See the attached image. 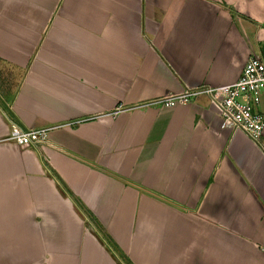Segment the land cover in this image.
<instances>
[{
  "label": "crops",
  "instance_id": "0c3cea01",
  "mask_svg": "<svg viewBox=\"0 0 264 264\" xmlns=\"http://www.w3.org/2000/svg\"><path fill=\"white\" fill-rule=\"evenodd\" d=\"M251 55L264 0H0V264H264L262 148L205 95L145 104Z\"/></svg>",
  "mask_w": 264,
  "mask_h": 264
},
{
  "label": "built area",
  "instance_id": "2783aa9c",
  "mask_svg": "<svg viewBox=\"0 0 264 264\" xmlns=\"http://www.w3.org/2000/svg\"><path fill=\"white\" fill-rule=\"evenodd\" d=\"M263 93L264 58L251 55L238 77L232 82L187 86L177 93L155 97L145 104L169 106L178 102L186 103L198 95H205L216 108L221 127L244 132L264 151V140L261 138L264 128V112L260 107ZM51 127L22 128L11 122L7 138L19 147L39 145L44 141Z\"/></svg>",
  "mask_w": 264,
  "mask_h": 264
},
{
  "label": "trees",
  "instance_id": "16d2710c",
  "mask_svg": "<svg viewBox=\"0 0 264 264\" xmlns=\"http://www.w3.org/2000/svg\"><path fill=\"white\" fill-rule=\"evenodd\" d=\"M107 248V247H106ZM122 259H125L123 256H122ZM120 263V262H119ZM121 264V263H120ZM126 264H130L129 262H127Z\"/></svg>",
  "mask_w": 264,
  "mask_h": 264
}]
</instances>
